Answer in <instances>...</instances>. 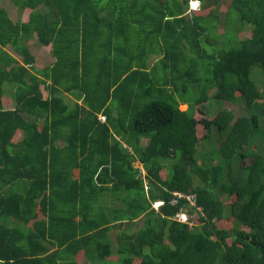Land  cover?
I'll return each mask as SVG.
<instances>
[{
  "label": "trees",
  "instance_id": "1",
  "mask_svg": "<svg viewBox=\"0 0 264 264\" xmlns=\"http://www.w3.org/2000/svg\"><path fill=\"white\" fill-rule=\"evenodd\" d=\"M11 1L30 12L0 6V264H264V0Z\"/></svg>",
  "mask_w": 264,
  "mask_h": 264
},
{
  "label": "rangeland",
  "instance_id": "2",
  "mask_svg": "<svg viewBox=\"0 0 264 264\" xmlns=\"http://www.w3.org/2000/svg\"><path fill=\"white\" fill-rule=\"evenodd\" d=\"M4 1H6V0H3V2ZM196 2H197V7H195V8H198L199 5H201V4H200V1H196ZM189 4H190V7L192 8V2L191 1L189 2ZM29 12H30V9L28 7H24V8L12 7V9H11V15L13 18L22 16V18H24V20L28 19ZM232 19L230 20L231 26L228 29V33L226 32L227 35L225 34L226 36H224L226 39L233 37L235 32H236L235 31L236 30V27H235V20L236 19L235 18L233 20ZM239 34L241 37L249 36L251 34V27L249 25H247L246 27H244L242 30L239 31ZM219 41L221 42V44H223L222 40H219ZM31 46H32L31 47V53L33 54L34 60H35L34 64H33L34 67L42 68L43 66L47 65L48 63H50L52 61L53 57L50 54V47L49 46H40V44L37 42V39H34V40L32 39V45ZM5 49L12 54H16L13 52V50L10 46L5 47ZM210 49H211V47L208 46V50H210ZM18 59L20 60V56H18ZM154 59H155V56L153 57V61H154ZM254 77H255V75H254ZM43 93H44V95H47V91L45 89L43 90ZM214 93H215V89L210 90L209 91L210 98H209L208 102H204L203 104H199L196 107L198 112H199V113L196 112L197 117L211 118L217 112V110H218L217 102L218 101L216 102L215 99L213 98ZM236 93H237V100L235 102L232 103V102L222 101L221 105L225 106V107H230L237 113H244V100L242 99V97L238 96L239 95L238 92H236ZM5 99L4 100L7 103H6V105H4V107L11 108L14 106V102L11 101L9 95H5ZM68 99H70V98L68 97ZM208 105H210V106L208 107ZM180 108L182 110H185L187 108V104H185V103L180 104ZM258 108H259V106L255 105L254 109L257 110ZM204 109H205V111H204ZM102 118L104 119V117H102ZM259 123L262 125V127H264V117H259ZM20 135H22V132H20ZM252 143H253L252 145H253V148L255 151L264 152V137L263 138L255 137L254 140L252 141ZM205 147L206 148H204V149L209 148V144L206 143ZM133 164L135 166H138V167L140 166L137 161L134 162ZM139 168L141 169L142 174H144L142 167L140 166ZM224 197L225 196L223 195V198ZM230 201H231V199H229L227 203H229ZM153 206L157 207L158 206L157 202H153ZM228 207L226 206L225 213H224L225 217L222 220L224 223L221 222L220 224L223 223L224 225H226L230 221V215H229V208ZM138 224H139V221L136 222V227L138 226ZM114 233L113 232L111 233L113 238H115ZM83 261H84V264H90V263L91 264H109L108 259H105V260L90 259L89 257H86V256L83 258L82 262Z\"/></svg>",
  "mask_w": 264,
  "mask_h": 264
},
{
  "label": "crops",
  "instance_id": "3",
  "mask_svg": "<svg viewBox=\"0 0 264 264\" xmlns=\"http://www.w3.org/2000/svg\"><path fill=\"white\" fill-rule=\"evenodd\" d=\"M191 2H192V0H190ZM197 1V0H196ZM0 6H2V7H4L5 9H6V11H7V13H8V15H10V18L14 21V22H17V23H25L27 20H24V18H22V16H20V17H16V18H13L12 17V15H11V9H12V7H16V8H20V7H18V5L17 4H15V3H13L11 0H6V1H4L3 2V0H0ZM193 8V7H192ZM191 8V9H192ZM33 37L29 40V42H28V44H29V46H30V51H31V45H32V39L34 40V39H36V36H35V34H33L32 35ZM35 44V43H34ZM40 46H43V45H40ZM50 47V46H49ZM12 54V53H11ZM51 54V53H50ZM14 56L16 57V58H18V56L19 55H17V54H14ZM52 61H53V59H52ZM51 61V62H52ZM50 62V63H51ZM49 64V63H48ZM113 231H111L110 232V237L112 238V239H114L113 238V236L111 235V233H112ZM114 233V232H113ZM117 232H115L114 234H116ZM115 236V235H114ZM85 257V256H84ZM83 257V258H84ZM83 260V259H82ZM87 260V259H86Z\"/></svg>",
  "mask_w": 264,
  "mask_h": 264
},
{
  "label": "built area",
  "instance_id": "4",
  "mask_svg": "<svg viewBox=\"0 0 264 264\" xmlns=\"http://www.w3.org/2000/svg\"><path fill=\"white\" fill-rule=\"evenodd\" d=\"M188 198L191 200V202H193V198H191V196H188ZM177 217L180 219V220H187V215L184 214V213H178Z\"/></svg>",
  "mask_w": 264,
  "mask_h": 264
},
{
  "label": "clouds",
  "instance_id": "5",
  "mask_svg": "<svg viewBox=\"0 0 264 264\" xmlns=\"http://www.w3.org/2000/svg\"><path fill=\"white\" fill-rule=\"evenodd\" d=\"M192 7L193 8H195V7H197V2H196V0H192ZM157 202V205H159L160 203H161V201H156ZM178 214H176V216H177Z\"/></svg>",
  "mask_w": 264,
  "mask_h": 264
}]
</instances>
